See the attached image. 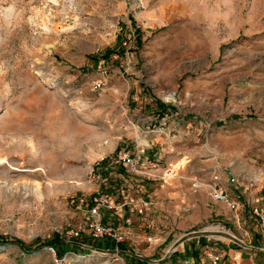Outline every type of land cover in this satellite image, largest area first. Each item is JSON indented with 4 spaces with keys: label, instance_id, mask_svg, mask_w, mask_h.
<instances>
[{
    "label": "rangeland",
    "instance_id": "obj_1",
    "mask_svg": "<svg viewBox=\"0 0 264 264\" xmlns=\"http://www.w3.org/2000/svg\"><path fill=\"white\" fill-rule=\"evenodd\" d=\"M130 82L200 111L206 162L264 188V0H0V264H123L73 233L78 200L161 118H128Z\"/></svg>",
    "mask_w": 264,
    "mask_h": 264
},
{
    "label": "crops",
    "instance_id": "obj_2",
    "mask_svg": "<svg viewBox=\"0 0 264 264\" xmlns=\"http://www.w3.org/2000/svg\"><path fill=\"white\" fill-rule=\"evenodd\" d=\"M141 91L129 83L127 97L142 113L128 118L141 120L143 125L149 113L169 114L168 132H141L119 148L139 160V172L128 173L117 163L115 168L110 166L109 178L96 190L107 194L115 208L101 210L102 223L121 233L124 242L116 246L89 239L86 248L118 254L123 264H211L206 256L209 250L220 256L218 264H264V228L252 212L264 209V188L240 189L237 182L229 183L216 161L206 162L200 111L189 108L181 113ZM147 161H157L162 168L176 165L177 173L167 181L149 179L143 175ZM211 170L218 173L236 210L211 202L205 190H191L193 180H210Z\"/></svg>",
    "mask_w": 264,
    "mask_h": 264
},
{
    "label": "built area",
    "instance_id": "obj_3",
    "mask_svg": "<svg viewBox=\"0 0 264 264\" xmlns=\"http://www.w3.org/2000/svg\"><path fill=\"white\" fill-rule=\"evenodd\" d=\"M132 39H127L123 42L124 47H130ZM101 78L98 79L94 83V90H101L104 86V78L108 75V68L102 67L101 70ZM173 101V100H167ZM169 114H165L157 121L152 120L149 123L145 124L143 128L144 134H152V133H166L169 129ZM116 163L121 164L126 170L133 173L139 172V160L131 157L127 152H123L117 155ZM177 168L175 165H167L165 167H161L157 161H147V168L143 172V175L149 179L156 180L160 179L161 181H167L173 178L177 173ZM157 171H160L157 174ZM203 173H206V169L201 170ZM229 183L234 184L236 180L234 178L229 179ZM191 190L193 192H197L200 190H205L208 198L213 203H224L231 210H236L237 204L232 202L228 191L222 186L220 182V178L217 172L211 170L210 171V180H202L195 179L191 182ZM78 205L80 207H87V219L79 230L73 233L74 237L81 238L85 232L88 233V236L91 241H108L112 242L114 245H119L124 242V236L115 230L113 227L109 225H105L101 221V210H114V206L112 205L110 198L107 194L96 192L93 196L90 197L89 200L80 199L78 200ZM253 214L257 216L259 224L262 228H264V209L254 208ZM82 246V245H81ZM53 254L54 257L56 252L53 247L48 248ZM93 250H97L92 248ZM100 251V250H97ZM102 252V251H101ZM112 258L113 262L122 261L118 254H110L108 252H104ZM207 258L210 260L211 264H218L220 262V256L215 254L213 250H209L206 254ZM54 264H62V260L54 258ZM191 264V263H187Z\"/></svg>",
    "mask_w": 264,
    "mask_h": 264
},
{
    "label": "trees",
    "instance_id": "obj_4",
    "mask_svg": "<svg viewBox=\"0 0 264 264\" xmlns=\"http://www.w3.org/2000/svg\"><path fill=\"white\" fill-rule=\"evenodd\" d=\"M60 240H57V242H59ZM15 242V244H17V245H19L21 248H23V250H25V251H28V249L21 243V242H19V241H14ZM73 243V242H72ZM53 244H55V242H51V243H49V244H47V245H49L50 247H53L52 245ZM73 244H75V243H73ZM77 245H79V244H77ZM57 255L59 254V256H60V252H59V250H57V253H56Z\"/></svg>",
    "mask_w": 264,
    "mask_h": 264
},
{
    "label": "bare ground",
    "instance_id": "obj_5",
    "mask_svg": "<svg viewBox=\"0 0 264 264\" xmlns=\"http://www.w3.org/2000/svg\"><path fill=\"white\" fill-rule=\"evenodd\" d=\"M165 97L168 100H172L173 99V95H166ZM4 163H5V159H0V165H2Z\"/></svg>",
    "mask_w": 264,
    "mask_h": 264
}]
</instances>
